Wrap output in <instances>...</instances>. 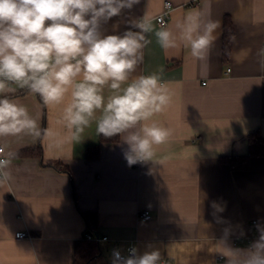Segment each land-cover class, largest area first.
Masks as SVG:
<instances>
[{
  "label": "crops",
  "instance_id": "1",
  "mask_svg": "<svg viewBox=\"0 0 264 264\" xmlns=\"http://www.w3.org/2000/svg\"><path fill=\"white\" fill-rule=\"evenodd\" d=\"M170 2L167 27L189 13L219 21L207 59L193 58L183 41L163 49L154 35L134 75L158 73L171 103L153 117L172 135L155 146L152 161L129 165L123 136L102 143L95 123L79 141L59 122L63 105H45L26 89L11 97L26 106L42 133L0 137L5 155L14 153L11 180L0 185V264H74V244L88 233L83 214L96 216L93 233L109 260L112 250L135 255L158 251L166 264H227L233 251L249 249L264 232V157L232 170L220 158L246 155L248 137H264V0H140L102 25L105 35L139 31L144 16L157 22ZM234 34L224 60V23ZM158 27V23H156ZM42 148L43 159L19 157ZM100 147L96 160L87 149ZM65 165L69 173L48 164ZM148 212L150 220L141 214ZM27 231L30 237L18 240ZM239 241V242H238Z\"/></svg>",
  "mask_w": 264,
  "mask_h": 264
},
{
  "label": "clouds",
  "instance_id": "2",
  "mask_svg": "<svg viewBox=\"0 0 264 264\" xmlns=\"http://www.w3.org/2000/svg\"><path fill=\"white\" fill-rule=\"evenodd\" d=\"M140 0H0V137L42 133L28 108L11 97L17 89L38 95L45 105H63L59 122L79 141L95 123L97 135L123 136L129 165L152 161L155 146L165 144L171 130L153 117L163 113L171 96L160 74L134 75L143 50L154 35L163 49L178 39L197 60L207 59L219 21L189 13L177 24L179 35L163 18L144 16L122 35H105L102 25ZM264 56V49L260 50ZM4 150L0 148V152ZM14 153L0 157V185L11 180ZM227 264H264V232ZM114 264H159L158 251L124 258Z\"/></svg>",
  "mask_w": 264,
  "mask_h": 264
},
{
  "label": "trees",
  "instance_id": "3",
  "mask_svg": "<svg viewBox=\"0 0 264 264\" xmlns=\"http://www.w3.org/2000/svg\"><path fill=\"white\" fill-rule=\"evenodd\" d=\"M234 34V25L230 16L225 18L224 23V44L223 53L224 60L230 58V42ZM120 136L105 138L100 135L102 143H116ZM249 152L246 155H227L220 158V161L229 166L232 170L244 171L250 168V162L254 157H264V137L259 132L252 133L248 137ZM87 158L96 160L100 156V147L92 146L87 149ZM19 157H37L43 159L42 148L38 145L35 148L26 149L20 152ZM60 171L69 173L68 168L60 163H49ZM88 227V233H93L96 226V216L93 214H83ZM86 233V234H88ZM85 234V235H86ZM74 264H114V261L109 260L105 248L101 243L91 242L86 240L85 236L82 240H78L74 244Z\"/></svg>",
  "mask_w": 264,
  "mask_h": 264
},
{
  "label": "built area",
  "instance_id": "4",
  "mask_svg": "<svg viewBox=\"0 0 264 264\" xmlns=\"http://www.w3.org/2000/svg\"><path fill=\"white\" fill-rule=\"evenodd\" d=\"M171 11H173L172 10V5H171V3L170 2H166L165 3V8H164V11H163V13L161 14V15H159L158 17H157V23H158V19L159 18H163V20H164V22H165V24H166V26H167V24H168V20H169V18H170V13H171ZM159 25V24H158ZM0 148H2L4 151L3 152H0V157H3V156H6L5 155V148L3 147V146H1L0 145ZM139 163H141V161H138L137 163H135V165H138ZM141 216H142V219L143 220H150L151 219V215L148 213V212H144V213H142L141 214ZM28 237H30V235H29V233L27 232V231H22V232H19V233H17L16 234V238H18V240H22V239H25V238H28ZM85 238H86V240H88V241H91V242H97V243H104V242H107L108 241V238L107 237H101V236H99V235H96V234H94V233H88V234H86L85 235ZM239 242V241H238ZM116 253H118L119 254V256L120 257H124V258H127V257H129V256H131V255H133V253H134V248L132 247V246H130L128 249H127V254H123L122 252H120L119 250H117V249H113L112 250V256H113V259L115 260V255L114 254H116ZM159 264H166V262L164 261V262H162V263H159Z\"/></svg>",
  "mask_w": 264,
  "mask_h": 264
}]
</instances>
